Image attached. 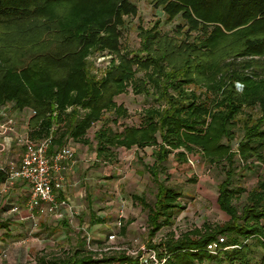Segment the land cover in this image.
Segmentation results:
<instances>
[{
	"label": "trees",
	"instance_id": "1",
	"mask_svg": "<svg viewBox=\"0 0 264 264\" xmlns=\"http://www.w3.org/2000/svg\"><path fill=\"white\" fill-rule=\"evenodd\" d=\"M150 1L165 22H184L173 35L162 30L161 19L140 25L134 52L122 47L126 17L138 13L132 0H0V106L31 109L28 136H52L51 155L69 138L89 144L88 131L106 111L115 114L113 121L128 117L115 98L130 86L152 96L157 104L145 109L140 124L123 130L103 125L95 132L98 158L115 159L119 147H155L149 170L156 200L134 195L147 211L151 238L172 227L183 209V193L159 180L172 153L176 161H187L189 153L200 152L222 166L217 202L230 218L178 237L170 231L148 246L165 259L161 264H264V255L256 261L250 244L264 250V174L250 190L235 184L237 156L247 169L264 168V0ZM97 51L113 55L101 76L91 68ZM240 124L235 151L231 142ZM245 193L240 207L236 200ZM9 227L0 219L8 235ZM221 235L224 245L238 246L210 253L208 243ZM85 245L82 240L74 251L33 264H138L125 251L96 257Z\"/></svg>",
	"mask_w": 264,
	"mask_h": 264
},
{
	"label": "rangeland",
	"instance_id": "2",
	"mask_svg": "<svg viewBox=\"0 0 264 264\" xmlns=\"http://www.w3.org/2000/svg\"><path fill=\"white\" fill-rule=\"evenodd\" d=\"M138 7V13L135 16H127L126 24L122 28V47L124 50L136 52L140 47L139 27L143 25L145 27L152 26L158 19L164 21L162 24V30L170 34H175L176 25L183 23L181 17H177L173 22H165L166 16L161 9H157L153 6L150 0H132ZM196 34V32H193ZM113 55L108 51L99 52L90 56L92 63V72L98 76L103 74L104 69L109 66ZM239 90L243 89V85L239 82L236 83ZM118 104H124L128 109L129 116L126 118H120L118 121H113L115 114L110 111H106L103 119L96 123L87 134L90 140L89 144H83L74 141L72 138L68 139L67 143H71L72 146H79L85 149L88 155L95 150L96 140L95 132L103 125L109 126L114 130H123L124 126L129 124H140L141 116L145 109L156 105V101L152 96L148 97L144 94L134 93L133 88L130 86L128 91L115 98ZM0 113L4 112L7 116L12 117L15 120V131H8L2 135L13 136V132L18 131L21 136H26L27 127L30 117L33 115L31 109L18 110L10 103L8 105L0 106ZM70 109V108H69ZM243 118V117H242ZM6 117L0 115V121H5ZM242 124V123H241ZM236 128V139L231 142L235 151L238 148V142L243 136L242 125ZM11 132V133H9ZM1 138V137H0ZM5 144L4 141H0ZM16 142L19 147L24 149V145L19 142L18 136ZM79 143V144H78ZM1 147V146H0ZM150 150H152L151 147ZM147 148V149H148ZM134 150L127 149L125 147L115 148L116 158L112 160H106L105 158L95 162L90 169L97 172L98 177H103L105 183L108 186H102L107 190L105 196L100 198V206L103 208L106 203H110L108 206L118 209L123 207L126 210L128 206V216L133 226L130 234L124 238H118L116 244L120 246H133L136 239H140L141 244H147L151 241L158 243L165 237L170 231H174L177 234L191 230L194 228H201L205 223L221 224L228 220L230 217L225 213L218 205L217 199L219 195V184L224 179V169L221 165H212L203 157L200 152L189 154L192 159V163H179L175 160L174 153L170 155L167 161V173L169 179H166L164 173L162 178L167 181V185L180 190L183 193L181 202L183 204L182 211L177 215L175 223L172 227L163 228L156 236L151 238L149 234V226L147 224V212L144 211L139 203L131 198L133 193H141L144 190V195L148 201L153 203L155 198L156 186L152 181V178L145 167L147 164L154 162L153 155L145 153L142 156V160L132 159ZM188 157V158H189ZM88 159V157H87ZM87 166L90 161H85ZM119 165H118V164ZM237 172L235 177V184L246 188L252 189L257 185L260 177L264 174V168L255 167L247 169L245 163L241 158L237 156ZM85 168V167H84ZM106 174V177L103 176ZM92 176H86L83 181L88 182V187L92 190L94 184H92ZM102 178V179H103ZM4 192H0V203L3 200ZM10 193V192H9ZM246 193L241 198L236 200V203L241 205L246 200ZM90 196V197H89ZM89 196H85L82 203H76L81 206L79 208V214L74 218L73 222L68 219V224H63L61 219L58 221L52 214H36L35 218L30 217L29 210L21 211V215L24 216L25 223H12V235H2L4 229H0V264H33L39 257L46 256L47 258L62 255L64 252L74 251L81 246V241L84 240L83 230H80V224L89 221L90 217L87 216L85 211L87 208H94L97 212L96 197L94 193H90ZM10 202V201H9ZM134 202V206L131 203ZM134 207H137L134 209ZM1 209V207H0ZM98 209V210H97ZM141 210L138 217L133 216L130 211ZM126 212V211H125ZM0 210V218L2 217ZM80 218L82 220H80ZM105 222L108 224L103 225L99 229L105 234L112 233V230L116 229L114 225L117 214H105ZM135 222V223H132ZM82 225V224H81ZM86 228L92 233L90 227L84 224ZM93 235V233H92ZM251 247L253 250V256L255 260H261L264 255V250L259 247L256 241H252ZM148 245V244H147ZM111 246V243L106 239L98 241L93 239L91 248L96 252V257H101L103 254L114 253L112 250H105V248ZM88 250L89 247L85 245ZM203 264H217L216 262L206 261ZM262 264V263H261Z\"/></svg>",
	"mask_w": 264,
	"mask_h": 264
},
{
	"label": "built area",
	"instance_id": "3",
	"mask_svg": "<svg viewBox=\"0 0 264 264\" xmlns=\"http://www.w3.org/2000/svg\"><path fill=\"white\" fill-rule=\"evenodd\" d=\"M0 115L7 118L5 121H0V135L8 131H15V120L4 112H1ZM18 140L24 145L21 160L18 163L10 162L0 165V172L6 175V182L0 192H5L11 184L23 179L30 184L31 188L28 200L30 217L35 218L36 214H52L57 218L68 219L73 222L79 214L78 206L68 198H60L55 190V180L61 178L60 175L56 176L55 173L67 167L63 163L73 157V148L65 146L49 155L52 136L34 140L27 134L26 136H18ZM124 218L125 209L120 207L117 210L115 226L121 228L124 225ZM81 230H83L86 245L91 251L95 250L91 248L94 239L92 233L86 227H82ZM107 240L111 243V246L105 248V250L125 251L127 255L137 258L138 264H161L165 261V259L161 260L159 258L156 249L149 247L147 244H141L139 239L135 240L133 246H120L116 244L117 233L112 232L108 234ZM225 242L226 236H218L217 239L208 243L207 250L212 254H218L224 249L238 246H226L224 245Z\"/></svg>",
	"mask_w": 264,
	"mask_h": 264
},
{
	"label": "crops",
	"instance_id": "4",
	"mask_svg": "<svg viewBox=\"0 0 264 264\" xmlns=\"http://www.w3.org/2000/svg\"><path fill=\"white\" fill-rule=\"evenodd\" d=\"M29 128L27 127V133H28ZM11 133V132H9ZM13 136H9V135H0V141H4L5 144H2L0 142V165L3 164H8L10 162H20L21 160V156L22 153L24 151V149H22L21 147H19L18 143L16 142V138L17 136H20L21 134L18 133V131H16L15 133L13 132L12 134ZM79 144V143H78ZM66 146L72 147L73 151H74V155L71 159L67 160L66 162H64L63 164L66 165L67 167L62 169L61 171H57L55 173V175L57 176H61V178H57L55 180V190L56 193L59 195L60 198H68L71 202H73L75 205H77L78 203H82V200L85 196H89L90 193H94V197H96L98 200H96V207L100 210H98L97 212H95L96 210L94 208H87V210L85 211L86 215L90 217L89 221H85L83 223L80 224V228L85 227L84 224H87V227H90L92 233H93V237L95 240L98 241H102L103 239L107 238V234H105L104 232H101V230L99 229H106L105 227H103V225L108 224L107 222H105V214H113L116 215L117 214V210L115 208H111L108 205L110 204L109 202L105 204V206L102 208L100 206V198H102L103 196H105V193L107 192L106 189H104L102 186H108V183H105V180L103 177V179L101 177H98L97 172H95V170L90 169L88 172L86 171L89 167H92V165L95 164V162H91V161H99L102 158H98L97 152L96 150H94L91 155H88L87 152H85L84 148L77 146H72L71 143H68ZM149 147V146H148ZM145 147V148H139L138 146H133L132 148H127L130 150H134L133 151V155H132V159H137V160H142V156L145 155V153H147L148 155H153V152L155 150V147L150 146L152 148V150H150V148ZM148 148V149H147ZM196 152H192L189 154H194ZM189 154L187 156V161H178L179 163H192V159L189 157ZM88 157V159H87ZM154 157V155H153ZM189 157V158H188ZM170 158V157H169ZM155 159V158H154ZM169 160V159H168ZM167 160V161H168ZM85 161H90V163L87 166H83L86 165ZM155 161V160H154ZM166 161V163H167ZM154 163V162H153ZM152 163V164H153ZM165 163V164H166ZM118 164V163H117ZM152 164H147L145 167L147 168L153 183L156 186V191H155V198H156V194H157V183L154 181L153 176L149 170V166H151ZM119 165V164H118ZM167 166V164H166ZM85 167V168H84ZM162 173H164V175L166 176V179H169V174L167 173V169L166 170H162L159 172V180L160 181H165V183L167 184V181L165 179L162 178ZM92 176L90 177V179H92V184H94L93 189H90V192H88L89 187H88V182L85 180L83 181L84 177L86 176ZM104 177H106V174H103ZM6 182V175L3 174V176H0V189L4 186ZM10 192V193H9ZM144 190H142V192L139 193H133L131 195V198L136 201L137 203H139L142 207V209L144 211H146L142 204L134 199V195H144ZM3 194V200L0 203V207H1V215L2 217L0 218L1 220H8L10 222V227H9V235L7 234V229H4L5 232H3L2 235H7L10 236L12 235V223L15 221L16 223H25L23 220L25 219L23 215H21V211L23 210H29L28 209V200L31 194V188H30V184L23 180V179H19L17 180L14 184H11L7 190L2 193ZM90 197V196H89ZM146 197V196H145ZM147 199V197H146ZM148 200V199H147ZM10 201V202H9ZM77 203V204H76ZM132 206H134V202L131 203ZM78 207H81L79 205H77ZM137 207H134V209ZM128 206L126 207V212H125V218H124V225L121 228L116 227V229L112 230V232H116L117 233V239L121 238V237H125L126 235L130 234L132 231V224L129 225V223H131L128 213ZM130 211V210H129ZM141 210L138 211H130L129 213H131L133 216L138 217L140 214ZM147 212V211H146ZM58 221H60V218H57L56 216H54ZM67 221V219H65ZM65 220H62L63 224H65ZM80 220H82L80 218ZM68 222V221H67ZM132 223H135L132 221ZM148 224V222H147ZM115 225V223H114ZM81 230V229H80ZM176 234V237H178L180 234ZM140 240V239H139ZM148 244V242H147Z\"/></svg>",
	"mask_w": 264,
	"mask_h": 264
}]
</instances>
